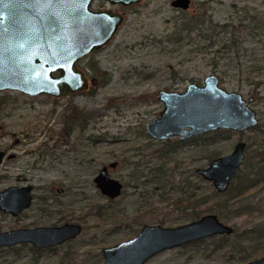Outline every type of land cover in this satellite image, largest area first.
<instances>
[{
	"label": "rangeland",
	"instance_id": "1",
	"mask_svg": "<svg viewBox=\"0 0 264 264\" xmlns=\"http://www.w3.org/2000/svg\"><path fill=\"white\" fill-rule=\"evenodd\" d=\"M171 1L140 0L128 6L93 2L124 18L106 45L79 61L96 79L88 89L64 97L0 91L9 94L0 108V150L16 155L0 162V190L33 186L29 208L18 216L0 210V231L64 222L82 225L76 238L52 249L32 250L30 243L1 247L0 264H102V247L131 238L145 223L173 227L217 214L202 209L222 194L201 204L204 213L198 217L173 202L182 196L187 203L186 197L196 200L215 189L194 171L208 164L210 154L229 153L243 140V169L252 151L264 146V134L258 137L250 129L229 131L211 142L199 137L177 145L176 136L161 140L147 132V123L164 107L160 90L184 91L191 83L202 85L209 74L226 90L251 96L259 128L264 129V0H192L187 11ZM195 11L202 24L182 29L183 18ZM91 63H96L95 70ZM172 145L168 156L160 157ZM114 161L117 165L109 173L122 182L123 190L108 204L93 178ZM186 178L191 191L181 193L177 186ZM57 187L63 191L57 193ZM163 196L168 200H161ZM230 203L231 208L258 206L252 214L219 218L235 230L230 244L213 250L218 235L205 237L166 249L145 264H236L264 255V236L257 243L237 235L264 223V186L259 183ZM106 212L116 214L109 217Z\"/></svg>",
	"mask_w": 264,
	"mask_h": 264
},
{
	"label": "water",
	"instance_id": "2",
	"mask_svg": "<svg viewBox=\"0 0 264 264\" xmlns=\"http://www.w3.org/2000/svg\"><path fill=\"white\" fill-rule=\"evenodd\" d=\"M94 0H0V91L24 95L64 97L86 90L94 78L79 61L106 45L121 25L123 13L111 8L93 9ZM109 5L128 6L140 0H103ZM171 5L187 10L192 0H172ZM164 107L146 130L156 139L173 136L188 138L207 131L229 129L245 131L258 123L251 96L229 91L215 74L202 85L191 83L184 91L160 90ZM246 142L239 140L226 154L209 160L196 173L223 193L245 159ZM5 152L0 150V162ZM14 156L6 155V159ZM116 162H111L114 167ZM102 194L109 198L121 193V182L103 166L94 177ZM31 185H11L0 190V210L17 216L31 203ZM234 228L207 213L187 223L167 227L144 224L131 238L102 248V264H144L151 256L205 237L231 234ZM81 225L14 228L0 231V248L30 243L48 248L75 238ZM237 264H264V255Z\"/></svg>",
	"mask_w": 264,
	"mask_h": 264
},
{
	"label": "trees",
	"instance_id": "3",
	"mask_svg": "<svg viewBox=\"0 0 264 264\" xmlns=\"http://www.w3.org/2000/svg\"><path fill=\"white\" fill-rule=\"evenodd\" d=\"M203 22V18L201 17L200 14H198L197 11H195L194 13H192L190 15V17H184L182 22H181V28L182 29H187L188 31L197 28V26H199L200 24H202ZM228 23L224 24V28L228 27ZM212 26H217V24H212ZM227 42H230V40H228ZM234 41L231 42V44ZM226 47H229L230 45H228L227 43L225 44ZM89 68L91 70H95L97 68L96 63H91L89 64ZM96 80V79H95ZM105 80L100 81V83H104ZM9 100V94L8 93H2L0 95V108L5 104V102H8ZM83 119L85 120V117L83 116ZM86 122L83 121L82 124H84ZM259 122L256 126L250 128V130H256V136L260 137L264 134V129H260L259 128ZM230 130L228 129H217V130H213V131H207L204 132L200 135H198L197 137H195L194 139H198L199 137H202L204 140H206V142H211L214 141L215 139L223 136L225 133L229 132ZM193 139H190L189 141H191ZM176 145L177 144H182L183 141L181 140H175ZM176 145H172L166 149H164L161 154L160 157H166L168 156V153L173 150L175 148ZM252 155L250 157L247 158V160L245 161V167L242 169L241 167L238 169L235 177L231 180L228 189L223 192V193H219L217 192L215 189H213L212 191H210V193H208L205 196H199L196 198V200H193L190 197H186L187 198V203H184V199L182 198V196H178L176 197V199L174 200L173 204L175 208H180L183 210H186L187 208L191 209V211H193L195 214H197V217L199 215L202 214V210H204V212H208V211H216L218 217L221 219L222 217H228V216H238L241 215L243 213L246 214H252L254 211H258V206L254 205L253 203L251 204H243V205H238L237 207L231 208V206L229 204L230 201L234 198H244V196L248 193V191L254 187L255 185L262 183V185L264 186V146H259L257 149H254L252 151ZM218 156L217 154H213V155H209L208 158L212 159L214 157ZM157 175V174H156ZM155 177V176H154ZM199 177V176H198ZM183 185L181 184L180 186H177V188L179 189V191L181 193H185L186 191L188 192V190H185V188L187 187V189L192 187V183L189 182V180L187 181L186 179L182 181ZM191 191V190H190ZM189 194V193H188ZM224 195L223 198H219L216 199V201L214 203H210L208 204L205 209L201 210V204H205L209 201L210 197H214L217 195ZM182 195V194H181ZM161 200H168V197H162ZM186 200V199H185ZM112 201H109L108 204H110ZM200 208V209H199ZM203 212V213H204ZM104 213V211H100L99 214ZM227 213V214H226ZM230 213V214H229ZM107 214V216L109 215V213H105ZM115 212L111 213L109 215V217L112 215L115 216ZM235 231V230H234ZM232 235V234H231ZM228 234H223V235H218L217 236V241L214 243V247L213 250H215L218 247H225L228 244L231 243V239L230 236ZM238 235L239 240H254L255 242H259L261 240V238L264 236V223H257L255 224L253 227L249 228V229H243L242 232H240V235ZM236 243V242H235ZM237 244V243H236ZM238 245V244H237ZM236 245V246H237ZM21 246H26V244H22ZM30 249L32 250H36V251H40V249H36L33 246L29 245Z\"/></svg>",
	"mask_w": 264,
	"mask_h": 264
},
{
	"label": "flooded vegetation",
	"instance_id": "4",
	"mask_svg": "<svg viewBox=\"0 0 264 264\" xmlns=\"http://www.w3.org/2000/svg\"><path fill=\"white\" fill-rule=\"evenodd\" d=\"M94 1H95V0H94ZM94 1H93V2H94ZM93 2H92V5H91L93 9H104V8L99 7V6H98V7H95V6L93 5ZM105 2H106V1H105ZM106 8H107V7H106ZM179 9H180V8H179ZM182 10H183V9H182ZM187 10H188V9H187ZM187 10H185V11H187ZM88 75H89V74H88ZM89 78H92V77L89 76ZM93 78H94V77H93ZM95 82H96V81H95V78H94V83H91L90 85H94ZM90 85H89V86H90ZM88 88H89V87H88ZM88 88H87V89H88ZM167 91H168V90H167ZM258 122H259V120H258ZM257 124H258V123H257ZM255 126H256V125H255ZM251 128H252V127H251ZM249 129H250V128H249ZM228 130H229V129H228ZM230 131H232V130H230ZM201 134H202V133H201ZM198 135H200V134H198ZM198 135H193V136L188 137V138H180L179 136H176V140H181V141H183V143H185V142H190V141H189L190 139H193V140H194V138L197 137ZM173 137H174V136H173ZM170 138H171V137H170ZM164 140H167V139H164ZM18 141H19V140L16 139V140H15V143H17ZM191 141H192V140H191ZM183 143H182V144H183ZM3 151L5 152V156H4V157L6 158V155H8L7 150H3ZM15 156H16V155L14 154V156H13L12 158H14ZM218 156H219V155H218ZM4 157H3V159H4ZM216 157H217V156H216ZM12 158H10V159H12ZM3 159H2V160H3ZM244 160H245V159H244ZM1 162H2V161H1ZM115 162H116V161H115ZM109 164H110V163H109ZM109 164H108V165H103V166H108V172H109V168H114V167H116L117 162H116V165H115L114 167H110ZM103 166H102V167H103ZM241 166H242V165H241ZM102 167H101V168H102ZM200 167H202V166H200ZM101 168H100V169H101ZM197 168H198V167H196L195 170H194V171H195V175L201 177L199 174L196 173V169H197ZM238 169H239V168H238ZM153 170H154V169H153ZM237 171H238V170H237ZM98 172H99V171H98ZM109 175H110V173H109ZM201 178H202V177H201ZM202 179H203V178H202ZM186 180L188 181L187 178H186ZM93 181H94V178H93ZM120 182H121V181H120ZM189 182H191V181L189 180ZM191 183H192V182H191ZM121 184H122V182H121ZM25 185H31V184H25ZM17 186H24V185H17ZM31 186H32V185H31ZM186 188H187V187H186ZM227 189H228V188H227ZM55 190L57 191V193H61V192L63 191V189H62V188H59V187L55 188ZM122 190H123V184H122V188H121V193H122ZM100 192H101V191H100ZM121 193H120V194H121ZM120 194H119V195H120ZM103 195H104V194H103ZM119 195H118V196H119ZM31 196H32V198H31V203H32V201H33V186H32V189H31ZM105 196H106V195H105ZM118 196H117V197H118ZM106 197H107V199H108V202H109V201H112V200L115 199V198H117V197L109 198L108 196H106ZM31 203H30V205H29L27 208H29V207L31 206ZM27 208L23 209L21 212H23V211L26 210ZM187 209H189V208H187ZM181 210H183V209H181ZM21 212H20V213H21ZM20 213H19V214H20ZM19 214H18V215H19ZM11 215H12V214H11ZM18 215H17V216H18ZM199 217H201V216H199ZM64 223H75V222H64ZM64 223H62V224H64ZM76 223H77V222H76ZM62 224H59V225H62ZM77 224H79V223H77ZM145 224H147V223H145ZM80 225H81V224H80ZM143 225H144V224H143ZM143 225H142V226H143ZM160 225H161V224H160ZM38 226H46V225H38ZM50 226H57V225H50ZM142 226H141V227H142ZM34 227H37V226H34ZM141 227H140V228H141ZM16 228H33V227H16ZM140 228H139V230H140ZM11 229H14V228H11ZM139 230H138V231H139ZM81 232H82V225H81ZM81 232H80V233H81ZM233 232H234V230H233ZM233 232H232V233H233ZM80 233H79V234H80ZM232 233H231V234H232ZM79 234H78V235H79ZM231 234H228V235H231ZM78 235H77V236H78ZM218 235H223V234H218ZM77 236H76V237H77ZM213 236H214V235H213ZM76 237H75V238H76ZM132 237H133V236H132ZM72 239H74V238H72ZM72 239H69V240H72ZM128 239H129V238H128ZM69 240H67V241H69ZM125 240H126V239H125ZM67 241H65V242H67ZM121 241H122V240H121ZM63 243H64V242H63ZM23 244H26V243H23ZM61 244H62V243H61ZM16 245H17V244H16ZM26 245H28V244H26ZM59 245H60V244H59ZM12 246H13V245H12ZM28 246H29V245H28ZM31 246H32V245H31ZM56 246H58V245H56ZM56 246L48 247V248H51V249H52V248H54V247H56ZM109 246H110V245H109ZM182 246H183V245H182ZM104 247H106V246H104ZM34 248H35V247H34ZM102 248H103V247H102ZM102 248H101V253H102ZM174 248H175V247H174ZM36 249H39V248H36ZM43 249H45V248H40V251L43 250ZM0 250H1V249H0ZM161 252H162V251H161ZM159 253H160V252H159ZM157 254H158V253H157ZM155 255H156V254H155ZM153 256H154V255H153ZM262 256H263V255H262ZM102 257H103V256H102ZM151 257H152V256H151ZM151 257H150V258H151ZM147 260H148V259H147ZM147 260H146V261H147ZM146 261H145V262H146ZM248 261H249V260H248ZM246 262H247V261H246ZM102 263H103V262H102ZM239 263H244V262H239ZM144 264H145V263H144ZM236 264H237V263H236Z\"/></svg>",
	"mask_w": 264,
	"mask_h": 264
}]
</instances>
